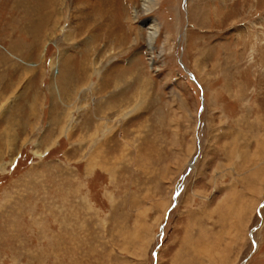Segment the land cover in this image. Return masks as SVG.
I'll return each mask as SVG.
<instances>
[{"label":"rangeland","instance_id":"obj_1","mask_svg":"<svg viewBox=\"0 0 264 264\" xmlns=\"http://www.w3.org/2000/svg\"><path fill=\"white\" fill-rule=\"evenodd\" d=\"M0 264H264V0H0Z\"/></svg>","mask_w":264,"mask_h":264},{"label":"bare ground","instance_id":"obj_2","mask_svg":"<svg viewBox=\"0 0 264 264\" xmlns=\"http://www.w3.org/2000/svg\"><path fill=\"white\" fill-rule=\"evenodd\" d=\"M149 24V23H148ZM151 29V28H150Z\"/></svg>","mask_w":264,"mask_h":264}]
</instances>
